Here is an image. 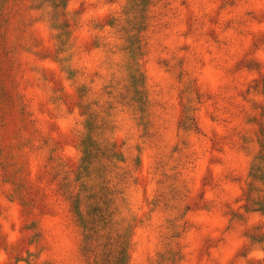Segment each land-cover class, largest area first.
I'll return each mask as SVG.
<instances>
[{
    "label": "rangeland",
    "instance_id": "374dc122",
    "mask_svg": "<svg viewBox=\"0 0 264 264\" xmlns=\"http://www.w3.org/2000/svg\"><path fill=\"white\" fill-rule=\"evenodd\" d=\"M0 264H264V0H0Z\"/></svg>",
    "mask_w": 264,
    "mask_h": 264
}]
</instances>
